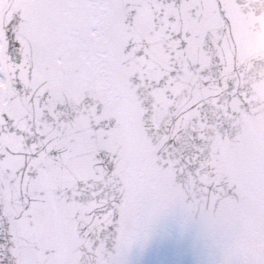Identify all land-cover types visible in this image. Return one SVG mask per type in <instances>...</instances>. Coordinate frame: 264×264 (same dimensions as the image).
Instances as JSON below:
<instances>
[{
  "label": "snow or ice",
  "instance_id": "6c2138e0",
  "mask_svg": "<svg viewBox=\"0 0 264 264\" xmlns=\"http://www.w3.org/2000/svg\"><path fill=\"white\" fill-rule=\"evenodd\" d=\"M249 7L264 0H0V264H128L175 211L210 264H264Z\"/></svg>",
  "mask_w": 264,
  "mask_h": 264
},
{
  "label": "water",
  "instance_id": "95a60500",
  "mask_svg": "<svg viewBox=\"0 0 264 264\" xmlns=\"http://www.w3.org/2000/svg\"><path fill=\"white\" fill-rule=\"evenodd\" d=\"M253 13L252 7L247 13L236 11L235 40L240 63L246 70H252L250 80L255 98L264 102V13L258 16ZM172 222L174 235L169 233L167 225ZM191 240L192 246L206 256L207 245H212L203 236L199 223L186 221L178 211L167 213L154 223L149 240L132 249L128 264H177L168 261L172 258V247L191 253Z\"/></svg>",
  "mask_w": 264,
  "mask_h": 264
},
{
  "label": "flooded vegetation",
  "instance_id": "af4514ba",
  "mask_svg": "<svg viewBox=\"0 0 264 264\" xmlns=\"http://www.w3.org/2000/svg\"><path fill=\"white\" fill-rule=\"evenodd\" d=\"M174 227L172 222V228ZM177 230L179 233L182 234V231L177 226ZM172 234L174 235V232L172 231ZM206 243V242H205ZM191 244V253L185 252L184 249L180 247H172V262L179 261L181 263L186 262L185 264H210V261L213 258V249L212 246L207 245V252L205 253L206 256H204L202 251L197 250L192 246V240L190 242ZM201 260V261H199Z\"/></svg>",
  "mask_w": 264,
  "mask_h": 264
}]
</instances>
